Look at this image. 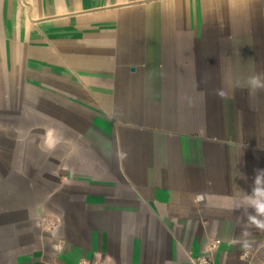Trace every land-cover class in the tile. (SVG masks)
Returning <instances> with one entry per match:
<instances>
[{
    "label": "crops",
    "instance_id": "0c3cea01",
    "mask_svg": "<svg viewBox=\"0 0 264 264\" xmlns=\"http://www.w3.org/2000/svg\"><path fill=\"white\" fill-rule=\"evenodd\" d=\"M254 75L264 0H0V264H264Z\"/></svg>",
    "mask_w": 264,
    "mask_h": 264
},
{
    "label": "clouds",
    "instance_id": "9594fccd",
    "mask_svg": "<svg viewBox=\"0 0 264 264\" xmlns=\"http://www.w3.org/2000/svg\"><path fill=\"white\" fill-rule=\"evenodd\" d=\"M248 87L264 89V77L254 75L248 78ZM217 95L225 99L226 93L220 89ZM247 207L251 211L247 215L248 223L260 231H264V169H256L252 180L251 192L246 195Z\"/></svg>",
    "mask_w": 264,
    "mask_h": 264
},
{
    "label": "built area",
    "instance_id": "2783aa9c",
    "mask_svg": "<svg viewBox=\"0 0 264 264\" xmlns=\"http://www.w3.org/2000/svg\"><path fill=\"white\" fill-rule=\"evenodd\" d=\"M218 243V240L212 242L210 244V248L213 250ZM212 255L211 253L208 254H201L198 255L193 264H212ZM77 264H110L107 259L102 257H96L92 259H82Z\"/></svg>",
    "mask_w": 264,
    "mask_h": 264
}]
</instances>
